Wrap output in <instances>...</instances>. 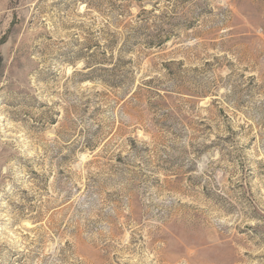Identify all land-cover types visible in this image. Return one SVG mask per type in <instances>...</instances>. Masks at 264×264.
<instances>
[{"label": "rangeland", "instance_id": "1", "mask_svg": "<svg viewBox=\"0 0 264 264\" xmlns=\"http://www.w3.org/2000/svg\"><path fill=\"white\" fill-rule=\"evenodd\" d=\"M0 264H264V0H0Z\"/></svg>", "mask_w": 264, "mask_h": 264}]
</instances>
